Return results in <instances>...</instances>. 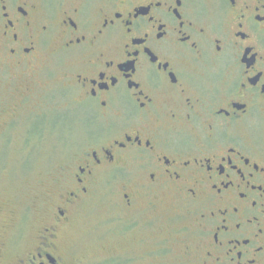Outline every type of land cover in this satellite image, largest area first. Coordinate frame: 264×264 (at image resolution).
<instances>
[{
	"label": "flooded vegetation",
	"instance_id": "af4514ba",
	"mask_svg": "<svg viewBox=\"0 0 264 264\" xmlns=\"http://www.w3.org/2000/svg\"><path fill=\"white\" fill-rule=\"evenodd\" d=\"M0 47L63 64L87 138L0 264H83L60 238L99 184L127 231L151 215L173 264H264V0H0Z\"/></svg>",
	"mask_w": 264,
	"mask_h": 264
},
{
	"label": "rangeland",
	"instance_id": "374dc122",
	"mask_svg": "<svg viewBox=\"0 0 264 264\" xmlns=\"http://www.w3.org/2000/svg\"><path fill=\"white\" fill-rule=\"evenodd\" d=\"M63 71L62 63L49 60L18 66L0 47V243L11 238L23 247L32 239L54 200L53 175L87 140L67 113ZM116 201L114 191L96 186L93 203L60 242L83 264H173L181 249H157L160 226L142 225L151 215L137 213L138 225L127 231L121 211L109 206Z\"/></svg>",
	"mask_w": 264,
	"mask_h": 264
}]
</instances>
